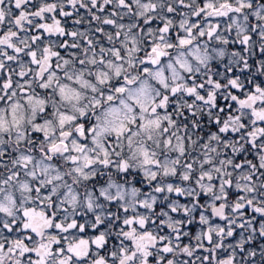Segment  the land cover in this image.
<instances>
[{
	"label": "snow or ice",
	"instance_id": "6c2138e0",
	"mask_svg": "<svg viewBox=\"0 0 264 264\" xmlns=\"http://www.w3.org/2000/svg\"><path fill=\"white\" fill-rule=\"evenodd\" d=\"M0 264H264V0H0Z\"/></svg>",
	"mask_w": 264,
	"mask_h": 264
}]
</instances>
